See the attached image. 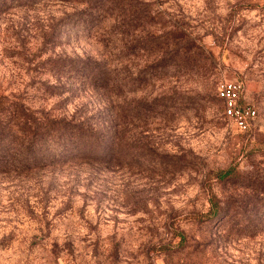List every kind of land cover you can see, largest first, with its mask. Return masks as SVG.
I'll use <instances>...</instances> for the list:
<instances>
[{
	"label": "rangeland",
	"instance_id": "1",
	"mask_svg": "<svg viewBox=\"0 0 264 264\" xmlns=\"http://www.w3.org/2000/svg\"><path fill=\"white\" fill-rule=\"evenodd\" d=\"M147 7L166 61L142 90H134L142 61L131 62L130 162L91 182L51 173L0 179V264H264V0H147ZM57 12L40 6L25 23L0 18V94L47 78L18 51L31 56ZM221 78L242 81L244 101L257 110L249 130L223 115L214 94ZM41 97L29 91L24 103L50 109ZM139 99L158 110L144 121L140 162ZM228 168L229 179L215 177ZM210 193L229 220L189 221L207 212ZM247 218L260 234L224 240L226 228ZM176 228L190 245L168 258L162 244Z\"/></svg>",
	"mask_w": 264,
	"mask_h": 264
},
{
	"label": "trees",
	"instance_id": "2",
	"mask_svg": "<svg viewBox=\"0 0 264 264\" xmlns=\"http://www.w3.org/2000/svg\"><path fill=\"white\" fill-rule=\"evenodd\" d=\"M40 6L58 12L47 16L48 30L41 32L37 50L31 56L18 53L34 63L36 73L41 68L48 76L38 85L34 76V87L21 94H0V179H40L47 173L75 181L106 179V172L130 162L131 62L142 61L134 78V90H142L166 61L159 26L147 0H0V18L16 17L25 23ZM46 51L50 55L43 61ZM168 55L171 59V52ZM186 55L182 52V58ZM29 91L42 96L43 103L51 101V108L24 103ZM138 101L134 116L139 134L136 160L140 162L144 121L148 113L155 116L158 110L154 103ZM232 172L228 168L214 173L225 180ZM209 196L207 212L186 217L189 221L203 223L213 218L220 226L229 220L220 198ZM257 224L247 218L237 227L226 228L224 240L238 235L253 238L261 232L255 230ZM186 239L184 230L174 229L170 240L162 244L164 255L169 258L178 248L189 246ZM165 264L191 263L182 258Z\"/></svg>",
	"mask_w": 264,
	"mask_h": 264
},
{
	"label": "built area",
	"instance_id": "3",
	"mask_svg": "<svg viewBox=\"0 0 264 264\" xmlns=\"http://www.w3.org/2000/svg\"><path fill=\"white\" fill-rule=\"evenodd\" d=\"M244 85L237 78H221L216 82L215 94L221 101L224 116L234 128L249 130L257 117V110L243 99Z\"/></svg>",
	"mask_w": 264,
	"mask_h": 264
}]
</instances>
